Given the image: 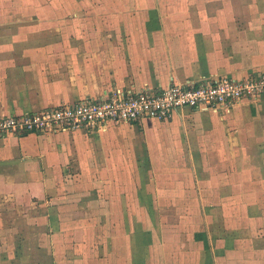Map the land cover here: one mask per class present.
<instances>
[{"label": "crops", "instance_id": "1", "mask_svg": "<svg viewBox=\"0 0 264 264\" xmlns=\"http://www.w3.org/2000/svg\"><path fill=\"white\" fill-rule=\"evenodd\" d=\"M56 1L51 10L0 21V118L99 100L117 90L135 95L171 84L256 77L264 69V0H100L97 10L79 0L60 1L69 8ZM158 127L170 132L156 138L162 143L155 149L146 135ZM118 129L128 155L140 152L149 165L121 187V255L107 250L80 261L68 246L82 239L74 236L82 222L96 214L115 218V206L107 204L115 190L106 175L87 173L90 182L76 187L82 204L55 201L53 215L18 178L64 173L68 163L87 159L93 142L102 144L100 136H85ZM172 158L187 162L170 165ZM188 162L208 175L196 183ZM186 173L193 174L192 185L179 180ZM1 178L0 211L9 216L0 214V264H62L63 257L74 260L66 264H264V239L252 238L254 227L264 226L262 98L230 111L180 109L167 119L105 129L6 134L0 137Z\"/></svg>", "mask_w": 264, "mask_h": 264}, {"label": "rangeland", "instance_id": "2", "mask_svg": "<svg viewBox=\"0 0 264 264\" xmlns=\"http://www.w3.org/2000/svg\"><path fill=\"white\" fill-rule=\"evenodd\" d=\"M56 1V0H55ZM61 0H58L57 5H62L64 3H60ZM79 3H82V5L87 4L89 7H87L89 10H97L101 9V3L100 0H79ZM57 3V1H56ZM54 0H0V21H8L11 22V20H17L19 18L20 14L19 12L22 11H32L36 9H47L51 10L53 8ZM79 3L72 2L73 5H78ZM63 8H69V2L67 3V6H63ZM8 25H12L8 23ZM170 129L160 127L154 128L152 131L147 132V137L151 139L153 142V148L157 149L156 147L158 145H161L162 141L159 139V143L156 141L157 137H163L166 138L167 134H169ZM97 133V132H95ZM92 133L90 132L87 137H99L101 139L100 143L93 142L94 145L89 148V152L85 155L87 156V159L84 161H73L71 163H68L65 169L63 170L64 173H38L39 177L41 179L39 180H32L27 175H23L22 177L18 178L20 182L19 187H24L27 185L28 188L32 189L35 194H33V200L34 201H40L42 204L46 207L47 212L50 213V215H53L54 212H56L55 208V201H58V203H67L70 202V204L75 205H81L83 202V196H81V193H77L76 187H84V185L88 184L90 180L86 178L87 173L90 174H97L100 173L102 175H106L107 182L106 184L109 185V187L113 188L115 190V193L111 195L110 198L107 199V204L114 205L115 210H111L110 213L114 214V217L108 214V219L105 214H96L93 217V219L86 220V222H82L79 229H77V232L75 233V237H80L81 239L74 247L70 248L68 246V251L73 250L77 254V260L81 261V257L87 256V257H95L96 259L104 256L107 254V250H113L116 254L121 255V226L118 225V222L121 223V187L123 186H131V178L128 177L130 173H142V171L147 170L146 166L149 165V162H146L143 160H140L139 157H141L143 154L140 152H136L135 157L133 158V155H128V149L129 146H127L126 136L125 133H121V129L113 130L109 133ZM145 133V132H144ZM142 133V134H144ZM128 139L132 138V132L127 133ZM83 141V140H82ZM156 141V142H155ZM104 144V146H102ZM149 145L151 147V143L145 146L143 149L147 153L149 149ZM148 147V149H147ZM167 148V146H164ZM152 148V147H151ZM172 150V151H171ZM85 153V151H84ZM155 153V152H154ZM173 153V148L169 150V154ZM132 154V151H131ZM145 154V153H144ZM177 155V154H175ZM174 155H171L173 157ZM145 157V156H144ZM150 157V156H149ZM186 157V156H185ZM132 158V159H131ZM155 158V157H153ZM157 159H160V156L157 154ZM188 159V158H187ZM184 160V159H183ZM151 161V158H150ZM84 162V164H83ZM184 161V163H186ZM182 161H179V159H171L169 164L170 165H183ZM158 164H161L160 162ZM187 165L190 166V168L194 169L192 172L194 175H196L197 178H195V182L197 183V179L199 177L204 178L205 176H202V173H199L200 168L197 165H193V163L188 162ZM141 169H140V167ZM62 172V171H61ZM104 173V174H103ZM173 173H182L180 170H176ZM188 173H186L187 175ZM248 173H243L242 176H247ZM49 175V178H48ZM211 179L207 178V180L213 181V175L210 174ZM243 177H240V174L238 178L236 179L238 181H244L245 179ZM3 178L0 179L2 181ZM95 181V179H93ZM181 181H187L186 185H192L191 182H193V174H188V178L184 179L182 177L179 178ZM57 182V183H56ZM255 185H258L259 188H261L262 183H254ZM52 185H57L55 187H52ZM144 185V184H143ZM146 185H149L147 183ZM171 185V183H170ZM180 186H182V182L179 183ZM255 185L253 188H255ZM14 186V185H13ZM44 186H51V190L49 191H43L41 190ZM147 188V187H145ZM61 189V190H60ZM257 189V188H256ZM56 190V191H55ZM55 191V194L52 192ZM60 194L67 195V199H61L62 197H59ZM261 191L257 194L260 197ZM256 195V196H257ZM92 196H88L87 200ZM124 201V200H123ZM89 203L91 205H97L98 202L93 201L92 199L89 200ZM39 205V206H40ZM124 206V205H123ZM53 209V210H52ZM65 213H68V209L65 210ZM13 213H16V211H12ZM23 212L19 211L18 213ZM25 213H29L32 215V211H24ZM33 212H37L36 210H33ZM58 212V211H57ZM106 212V211H105ZM107 213V212H106ZM1 217L9 216V213L6 211H0ZM49 215V217H50ZM118 216V218H117ZM256 216L253 215V217ZM106 218V219H105ZM105 221H108L109 224H105ZM258 226H255L253 231V237L254 240L262 244L261 239H264V226L261 228H257ZM76 243V242H74ZM112 252V251H111ZM84 259V258H82ZM62 264H66V262H72L73 259L63 257ZM72 260V261H71ZM2 261V260H1Z\"/></svg>", "mask_w": 264, "mask_h": 264}, {"label": "built area", "instance_id": "3", "mask_svg": "<svg viewBox=\"0 0 264 264\" xmlns=\"http://www.w3.org/2000/svg\"><path fill=\"white\" fill-rule=\"evenodd\" d=\"M264 99V69L259 76L220 77L201 84H171L160 91L111 92L99 100L0 118V137L97 125L102 129L140 119H167L180 109L230 111L246 99Z\"/></svg>", "mask_w": 264, "mask_h": 264}]
</instances>
